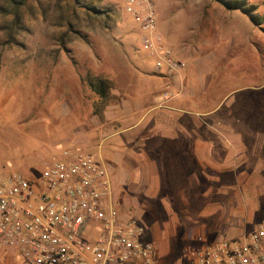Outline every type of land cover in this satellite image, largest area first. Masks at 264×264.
Instances as JSON below:
<instances>
[{"label": "rangeland", "instance_id": "rangeland-1", "mask_svg": "<svg viewBox=\"0 0 264 264\" xmlns=\"http://www.w3.org/2000/svg\"><path fill=\"white\" fill-rule=\"evenodd\" d=\"M154 2L158 21L171 24L180 42L188 43L185 34L190 35L193 45L201 40L205 15L226 11L215 0ZM249 2L258 6L262 28L246 17L244 23L223 20L233 25L229 34L234 46L212 73L208 102L219 106L222 117L231 114L227 120L244 130L248 149L234 147L233 160L264 161V0ZM5 3L0 0V7ZM18 14L19 24L10 38L6 27L12 14L0 10V173L36 176L64 149L97 150L63 143L74 138L80 119L97 98L87 77L110 76L109 85L118 86L120 76L134 72L138 64L151 68L155 61L141 48L143 32L125 11V0H24ZM223 35L232 43L231 36ZM257 86L262 87L253 88ZM98 148L103 151L105 144ZM150 205L154 219H159L161 211ZM187 216L183 210L179 219ZM153 230L150 240L159 250L158 239L165 231L157 224ZM176 231L166 255L158 253L159 264H193L190 253L197 241ZM0 264L32 263L17 251H0Z\"/></svg>", "mask_w": 264, "mask_h": 264}, {"label": "crops", "instance_id": "crops-1", "mask_svg": "<svg viewBox=\"0 0 264 264\" xmlns=\"http://www.w3.org/2000/svg\"><path fill=\"white\" fill-rule=\"evenodd\" d=\"M245 17L229 10L206 14L201 40L193 45L190 35L185 34L188 43L180 42L175 28L157 16V31L187 65L166 76L155 64H138L119 77L118 86H110L109 103L97 111L91 106L74 138L63 141L71 147H97L93 154L110 173L120 217L138 220L151 240L155 224L165 231L157 255H166L177 229L183 237L192 235V242L199 235L215 243L264 221V161L233 160L234 147L244 151V130L227 120L231 114L222 117L219 106L208 102L212 73L234 46L233 25L223 20L244 23ZM150 203L161 211L159 219ZM183 210L189 214L184 221L179 219Z\"/></svg>", "mask_w": 264, "mask_h": 264}, {"label": "built area", "instance_id": "built-area-1", "mask_svg": "<svg viewBox=\"0 0 264 264\" xmlns=\"http://www.w3.org/2000/svg\"><path fill=\"white\" fill-rule=\"evenodd\" d=\"M125 11L156 71L170 76L187 65L157 31L154 0H125ZM116 205L110 173L93 153L64 149L36 176L0 173V251L32 264H158L146 227L121 218ZM196 241L193 264H264V221L232 238Z\"/></svg>", "mask_w": 264, "mask_h": 264}, {"label": "trees", "instance_id": "trees-1", "mask_svg": "<svg viewBox=\"0 0 264 264\" xmlns=\"http://www.w3.org/2000/svg\"><path fill=\"white\" fill-rule=\"evenodd\" d=\"M218 5L222 6L225 10H237L238 12L244 14L255 26L262 28L263 21L261 20L258 12V6L254 3L249 2V0H215ZM24 0H6V3L0 7V10L4 15L12 14V21L6 27L9 32L8 36L14 38V30L17 29L19 24V8L23 4ZM87 81L96 95V100L94 101V107L96 111L100 107H104L110 101L109 92V81L97 76L87 77Z\"/></svg>", "mask_w": 264, "mask_h": 264}]
</instances>
